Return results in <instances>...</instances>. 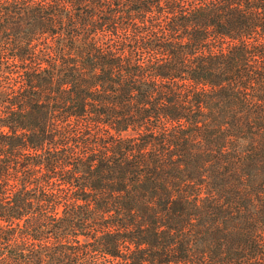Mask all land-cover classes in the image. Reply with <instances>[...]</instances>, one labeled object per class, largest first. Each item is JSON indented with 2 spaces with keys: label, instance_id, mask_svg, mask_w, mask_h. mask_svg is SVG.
I'll list each match as a JSON object with an SVG mask.
<instances>
[{
  "label": "trees",
  "instance_id": "16d2710c",
  "mask_svg": "<svg viewBox=\"0 0 264 264\" xmlns=\"http://www.w3.org/2000/svg\"><path fill=\"white\" fill-rule=\"evenodd\" d=\"M0 264H264V0H0Z\"/></svg>",
  "mask_w": 264,
  "mask_h": 264
}]
</instances>
